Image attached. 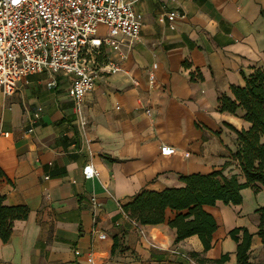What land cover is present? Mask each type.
<instances>
[{
	"label": "crops",
	"instance_id": "0c3cea01",
	"mask_svg": "<svg viewBox=\"0 0 264 264\" xmlns=\"http://www.w3.org/2000/svg\"><path fill=\"white\" fill-rule=\"evenodd\" d=\"M163 8H177L185 19L160 21ZM135 9L143 26L123 71L95 80L80 116L61 75L52 89L42 72L19 81L11 96L0 91V195L5 206L28 209L0 241V264H215L224 254L223 264H236L228 236L234 228L252 235L248 262L264 264L256 213L264 187L243 189L240 205L203 207L217 225L205 252L196 236L173 242L170 211L164 223L137 228L121 210L143 190L178 187L181 175L230 162L234 131L249 124L240 110L219 112L217 98L231 97L230 87H243L255 68L264 70V0H141ZM33 113L39 118L27 134ZM162 145L177 153L162 157ZM86 166L96 174L89 180ZM234 173L233 164L224 170Z\"/></svg>",
	"mask_w": 264,
	"mask_h": 264
},
{
	"label": "built area",
	"instance_id": "2783aa9c",
	"mask_svg": "<svg viewBox=\"0 0 264 264\" xmlns=\"http://www.w3.org/2000/svg\"><path fill=\"white\" fill-rule=\"evenodd\" d=\"M140 1L0 0L2 95L11 96L19 81L42 72L49 76L47 88H55L56 76L61 75L68 79L66 93L75 114L80 116L84 97L93 90L95 80L101 75L123 71L121 64L139 39L143 26V17L135 9ZM163 19L184 20L185 14L177 8H163L159 20ZM155 69L156 65H152L148 74L150 82L154 80ZM38 118L39 113L28 118L27 134L33 132L32 126ZM159 152L162 157H168L177 150L162 145ZM188 156L184 154L185 158ZM95 175L90 166L82 169L85 180ZM90 202L99 208L94 198ZM181 255L191 261L189 256Z\"/></svg>",
	"mask_w": 264,
	"mask_h": 264
},
{
	"label": "trees",
	"instance_id": "16d2710c",
	"mask_svg": "<svg viewBox=\"0 0 264 264\" xmlns=\"http://www.w3.org/2000/svg\"><path fill=\"white\" fill-rule=\"evenodd\" d=\"M264 18V9L260 10ZM187 66L186 63L183 64ZM194 80L192 74L190 77ZM243 87L231 86V97L220 95L217 98V110L235 114L242 112L241 118L249 124L247 130L234 131L235 152L230 162L207 174L193 173L179 176L178 187L165 188L161 191L143 190L137 193L130 202L121 206L127 218L140 226H155L165 222L166 212L172 217L167 226L175 231L173 242L178 243L188 237L196 236L203 251L212 246V236L217 229L213 216L206 212L204 206H214L216 202L236 206L242 201L241 191L251 189L254 193L264 187V70L255 68L244 78ZM109 162L116 160L103 156ZM233 164L237 173L226 175L224 170ZM4 177L0 169V180ZM258 214L257 235L264 242V207L256 210ZM26 206H5L0 195V241L6 243L11 235L13 221L27 218ZM236 244V264H250L249 248L252 235L244 228H234L228 233ZM118 246L113 239L112 250ZM224 254L215 260V264L228 261Z\"/></svg>",
	"mask_w": 264,
	"mask_h": 264
}]
</instances>
